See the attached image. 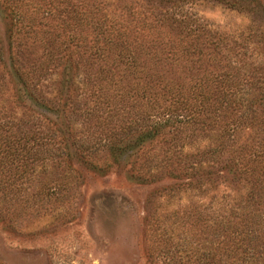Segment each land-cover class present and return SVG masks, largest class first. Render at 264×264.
I'll return each instance as SVG.
<instances>
[{
	"label": "rangeland",
	"instance_id": "1",
	"mask_svg": "<svg viewBox=\"0 0 264 264\" xmlns=\"http://www.w3.org/2000/svg\"><path fill=\"white\" fill-rule=\"evenodd\" d=\"M29 2L0 0V264H264V0ZM107 70L128 100L94 102ZM232 88L230 116L128 141L147 95Z\"/></svg>",
	"mask_w": 264,
	"mask_h": 264
},
{
	"label": "trees",
	"instance_id": "2",
	"mask_svg": "<svg viewBox=\"0 0 264 264\" xmlns=\"http://www.w3.org/2000/svg\"><path fill=\"white\" fill-rule=\"evenodd\" d=\"M20 1V0H17ZM219 1L223 4H226L232 9H246L249 10L247 7L243 6V3L240 2V0H216ZM29 2V0H27ZM30 3V2H29ZM249 6V3L247 4ZM82 13H78L77 17H82ZM15 20L17 24H21V28L25 30L27 34L30 32V20L27 19L24 14L21 11H16L14 13ZM77 18V20L79 19ZM25 21V24H24ZM22 23L24 25H22ZM21 29V30H22ZM107 31V32H106ZM110 30L105 29L103 32L106 34L109 33ZM101 33V34H102ZM207 34V33H206ZM208 36V34H207ZM76 51L78 48H80L79 45L72 44L71 47H68L65 49L66 53L68 54L69 51L71 50ZM99 49L95 50L98 51ZM122 53V56L119 57L118 62H120L123 65V70L124 72H130L132 69L136 68V63H134L133 58L128 54V52L124 49L123 51H120ZM71 69V67L69 66ZM72 71V69H71ZM106 77L104 78L105 85L102 87V89L99 87L97 90V95L94 98V102L97 101V104H106L104 101L107 100V105L109 104L108 101L112 100L113 98L116 99L118 97L120 99L121 96L126 97L128 100L130 98L132 90H126L124 93L122 92L123 87L121 83V79L115 78L108 70L104 72ZM222 84L221 82H219ZM68 85L70 88H73L75 85L74 81V76L71 75L68 80ZM131 88V86L129 87ZM195 89V88H194ZM116 91L120 92V95H112L110 96L107 93H110V91ZM95 90H93L94 92ZM34 93V91L32 90ZM123 93V94H122ZM142 95H144V91L141 92ZM31 94V93H30ZM29 94V95H30ZM35 94V93H34ZM214 97H212V95ZM31 100L33 103H35L32 94ZM36 96V95H35ZM165 97L167 99H163L162 103L159 104V101L161 99L157 97L155 94H150L149 96L147 95L146 97V104H148L151 107V110L158 111L156 114L152 115L151 117V124L152 126L148 127V129L144 130L141 133H136L134 134V139L128 140V141H134L135 146L138 148L141 147L143 144H145L147 141L152 142L157 140L158 138L162 137L165 135V130L166 128H173V130H178L180 127H186V126H199V124H203V122L211 120V116L217 118L218 113L221 112V108L223 107L224 109H228L226 112V117L230 116V114H227L228 111H232V113H235L238 109L237 106H241L245 100V93L237 90L235 88L232 89H227V90H214L213 92L210 91H199V92H192L191 94H184L181 90H175V91H167L165 94ZM215 104V105H214ZM225 104V106H223ZM44 108V107H43ZM44 110H49L45 109ZM248 112H252L251 106H248L247 108ZM110 112H112V115L114 116L117 112L116 109H110ZM87 114V113H86ZM99 116L97 115V118ZM237 119H240V117H236ZM149 119V118H148ZM99 120H106L103 119L102 117H99ZM231 122H235L230 124ZM131 123V122H130ZM232 125V127H231ZM238 126V121L235 120H230L228 124H225L224 127L222 128V136L228 135V133H233ZM129 128H131L129 126ZM125 131L126 134L131 132V129L123 130ZM110 142V141H109ZM126 142V141H125ZM111 146L109 145V148L112 150L115 147H112L114 145V142H110ZM24 150V147L22 148V151ZM111 150V151H112ZM17 152V153H15ZM17 149H11L8 150V153L6 155V159H13V160H19L20 157L17 156L18 154ZM262 157L264 158V152L260 153ZM13 157V158H12ZM29 156H24L22 158V163L26 162L28 160ZM2 160V159H1ZM2 162V161H1ZM245 173V171L243 172ZM241 209L238 204L235 206L234 209L232 210H237ZM253 228V229H252ZM243 232L238 234L235 239L236 241L234 242L235 249H240L238 246H242L245 242L243 241L242 238ZM244 235L247 237L249 236L250 239L246 242H250L251 238H253L254 235V227L248 226V228L244 231ZM218 262V261H217Z\"/></svg>",
	"mask_w": 264,
	"mask_h": 264
}]
</instances>
